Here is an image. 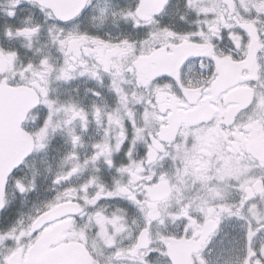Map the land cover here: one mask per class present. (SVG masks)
<instances>
[{"label": "snow or ice", "instance_id": "6c2138e0", "mask_svg": "<svg viewBox=\"0 0 264 264\" xmlns=\"http://www.w3.org/2000/svg\"><path fill=\"white\" fill-rule=\"evenodd\" d=\"M0 264H264V0H0Z\"/></svg>", "mask_w": 264, "mask_h": 264}]
</instances>
